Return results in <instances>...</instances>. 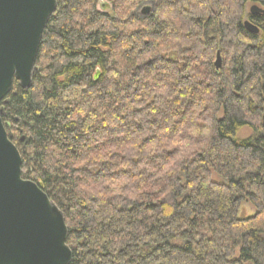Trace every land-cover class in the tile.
<instances>
[{
    "label": "trees",
    "instance_id": "1",
    "mask_svg": "<svg viewBox=\"0 0 264 264\" xmlns=\"http://www.w3.org/2000/svg\"><path fill=\"white\" fill-rule=\"evenodd\" d=\"M56 1L0 109L70 264H264V0Z\"/></svg>",
    "mask_w": 264,
    "mask_h": 264
},
{
    "label": "water",
    "instance_id": "2",
    "mask_svg": "<svg viewBox=\"0 0 264 264\" xmlns=\"http://www.w3.org/2000/svg\"><path fill=\"white\" fill-rule=\"evenodd\" d=\"M56 10V0H0V104L14 82L23 90L31 87L42 34ZM249 14L264 15V9L252 6ZM244 28L259 33L249 21ZM215 68H221L219 54ZM21 166L0 109V264H70L63 214L42 184L22 178Z\"/></svg>",
    "mask_w": 264,
    "mask_h": 264
},
{
    "label": "rangeland",
    "instance_id": "3",
    "mask_svg": "<svg viewBox=\"0 0 264 264\" xmlns=\"http://www.w3.org/2000/svg\"><path fill=\"white\" fill-rule=\"evenodd\" d=\"M151 4H145L143 5L142 7H140V9H138L136 12H135V17H142L143 16V12L145 11V9L147 7H150ZM249 8V7H248ZM111 10V6L110 4H108L107 2L103 1V0H100V3L97 7V11L98 12H109ZM216 62V61H215ZM98 72V71H97ZM96 75V74H95ZM94 75V77H95ZM98 77H99V72H98ZM97 77V79H98ZM5 125V124H4ZM6 127V130H7V133H8V136L9 138L12 140V139H15L17 143H19L20 141V136L15 133V132H12V129L11 127L9 126H5ZM12 142V141H11ZM19 151V150H18ZM253 213V209L249 206H243L242 207V216H249Z\"/></svg>",
    "mask_w": 264,
    "mask_h": 264
}]
</instances>
